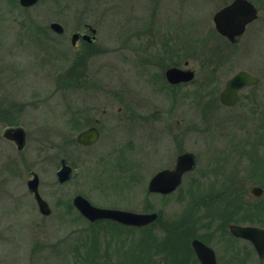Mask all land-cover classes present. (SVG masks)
I'll use <instances>...</instances> for the list:
<instances>
[{
  "label": "rangeland",
  "instance_id": "374dc122",
  "mask_svg": "<svg viewBox=\"0 0 264 264\" xmlns=\"http://www.w3.org/2000/svg\"><path fill=\"white\" fill-rule=\"evenodd\" d=\"M256 1L261 12L249 43L244 37L220 48L212 16L222 0H40L31 7L0 0V264H200L194 237L217 251L218 264H235L227 220L237 205L234 194L219 192L214 175L235 158L243 171L246 157L264 167V109L235 113L206 98L193 101V87L172 88L165 70L226 57L217 74L251 69L262 79L250 89L261 101L264 0ZM53 21L65 32H54ZM87 25L97 39L72 45L70 33L89 31ZM76 117L84 128L100 119L95 144L78 145ZM15 124L28 134L22 151L3 138ZM184 151L196 154L197 166L181 187L149 192L152 175ZM62 157L74 173L61 184ZM30 171L40 176L50 215L40 213L28 190ZM76 194L97 206L158 216L141 227L92 223L72 204ZM248 199L241 201L260 204L264 195Z\"/></svg>",
  "mask_w": 264,
  "mask_h": 264
},
{
  "label": "water",
  "instance_id": "95a60500",
  "mask_svg": "<svg viewBox=\"0 0 264 264\" xmlns=\"http://www.w3.org/2000/svg\"><path fill=\"white\" fill-rule=\"evenodd\" d=\"M40 0H19L23 7H31ZM257 17V9L247 0H235L232 4L219 11L214 19L218 31L233 39L236 35L244 32L247 23ZM50 28L57 33L64 32V27L59 22L50 23ZM91 34L87 32L71 33L72 44L75 46L79 38L87 42H94L96 39V28L89 25ZM194 73L191 70L178 67H171L166 71V78L172 84L187 82L193 78ZM257 77L250 75L245 71L236 74L227 84V88L222 95L223 102H233L237 91L247 84L256 83ZM6 138L16 141L18 148L24 147L26 142V132L22 127L8 128L4 132ZM99 138V130L91 127L79 133L77 141L83 145H90ZM195 155L191 152L184 153L178 157L177 165L174 169H164L157 172L149 181L148 189L153 193L168 194L173 192L182 182L183 174L192 170L195 166ZM33 178L27 181L28 188L34 193L39 211L43 215L51 214L49 203L41 196L39 191L40 178L38 173L33 172ZM73 176V168L68 164L66 158L61 159V168L57 171L58 181L65 183ZM260 191L257 187L253 192ZM74 205L80 213L90 222L101 219L114 220L119 223L131 226H144L152 223L158 216L156 212H135L130 210L103 208L93 205L83 195L75 196ZM231 232L236 236H242L253 240L259 253L264 255V229L255 226H242L232 224ZM263 236V237H262ZM192 246L198 256L201 264H217L214 250L198 238L192 240Z\"/></svg>",
  "mask_w": 264,
  "mask_h": 264
},
{
  "label": "flooded vegetation",
  "instance_id": "af4514ba",
  "mask_svg": "<svg viewBox=\"0 0 264 264\" xmlns=\"http://www.w3.org/2000/svg\"><path fill=\"white\" fill-rule=\"evenodd\" d=\"M233 1L234 0H222L218 9L213 14V16H212V24H213L212 28L215 32H217V29H216V25L214 22V15L216 14V12H218L222 8L228 6ZM249 1L251 3H253V5L257 8L258 17H259V14L261 12L260 5L258 4V2L256 0H249ZM258 17H257V19H258ZM253 22H251V23H253ZM251 23L247 24L243 34L236 36L234 40L229 39L226 36H222L217 32L221 38V40L219 41V44H218L219 47L221 46L220 48H223V47H233V46L240 45L242 43L244 37L246 39L245 45H247L249 43V41H248V38L246 37V34L248 33V31L251 27L250 26ZM209 28H210V26H209ZM84 31H85V29L82 32H84ZM80 40H82V39H79L78 43L80 42ZM226 60H227L226 57L218 59L216 61H212L210 59L203 60L202 64L199 66V68H197L194 65H190V62L187 60L184 62L183 68H188L189 70H191L194 73L193 78L187 82H180L178 84H170V85H172V88L182 87L183 85L184 86L187 85L188 87H193V90L191 91V93H192L191 97H192L193 101H195L196 99H201V98H206L208 101L212 100V103H214V106L217 107V109L220 111H230V112H235V113L238 111L239 112L246 111L249 113V112H252L254 109H255V111L258 110L260 108V106H261V108L264 109V96L262 97V100L260 101L258 99V96H259L258 93L254 94V92L250 90L252 87L258 85L262 81V79L257 74H254V71H252L251 69H248V68L240 69L230 76H229L228 72L225 70L223 76L220 77V75H218L217 72L219 71V69H222L223 67L227 66V64L225 62ZM215 62L217 63L218 67H212L214 65L213 63H215ZM241 70L247 71L251 75L258 77V81L256 83H253V84H247V85L243 86L242 88H240L237 91L233 102H231V103L230 102H223L222 101V95L225 92V89L227 88V84H228L229 80ZM194 95H196L195 96L196 98L194 97ZM103 113H107V108H105L103 110ZM82 119H83L82 117H76L72 120V122H74V124H77V125L80 124L81 126H78V127L81 130H86V129H89L91 127H96L99 130V138H100V134H101V132H100V129H101L100 119H95V121L88 120V121H90V124H88V126L86 128H84L82 126V123H81V122H83ZM229 122H231V120L225 121L226 124H224L223 128L224 127L226 128L227 125L229 124ZM235 124H236V122H235ZM17 127H22L25 129V127L20 125V124L19 125L15 124V125L9 126L8 128H17ZM8 128H6L5 130H7ZM4 132H3L4 140H8L12 146L13 145L16 146L18 151H22L25 149L26 144H27V137H28L26 129H25L26 142H25L24 147L21 149L18 148L16 141L9 139V138H6L4 136ZM95 143H93V144H95ZM93 144H90V145L78 144V145L81 147H89ZM187 152H191V151H187ZM182 153H185V151L181 152L180 154H182ZM178 156L176 157L174 165L171 168H165V169H174L177 165ZM238 159L239 158H235L233 160L234 165L229 170L225 169L228 167H225L224 164H221L220 166H218L220 168L218 170V173L216 175H214V177H216L218 179L217 182L219 183V185H216V187L218 188L219 192H224V193L228 192V193L234 194L233 197L235 198V205H237V207H235V209H236L234 212L235 216L233 218L229 217V219H228V221L231 222L229 224V226L231 224L236 223V224H241V225H251V226H255V227H259V228L264 229V225L255 224L257 222H259V223L264 222V200L260 204L249 203V202H248V204L247 203L245 204V203H242V201H241L244 194H247L249 199L254 198L255 200H259L257 198H261L264 195V169H263V166L261 167V164L254 165L252 162V161H254V159L252 157H246V159H244L242 161L244 163V167L247 170L243 171L241 169L242 162L241 161L239 162ZM195 160H196V164H195L194 168L190 171H193L197 166L196 154H195ZM226 160H224V162H226ZM256 161H259V160H256ZM224 162H222V163H224ZM229 166H230V164H229ZM73 170H74V168H73ZM190 171H187L183 174L182 182L176 188V190L181 187V185L183 184V180H184L186 173H188ZM33 172H36V171H30L29 174L33 173ZM247 182H248V185H246ZM255 187H257L260 191L256 190L257 192H253V188H255ZM211 189L215 190L216 188L213 187ZM39 190H40V186H39ZM218 190H215V191H218ZM249 195L251 196V198L249 197ZM245 207H247V208H245ZM243 209H246L244 218L245 219L248 218L249 221H244V222L241 221V215H242ZM249 216L251 218H249ZM216 219H221V218L219 217ZM228 233H230V235L235 239L234 241L230 240L229 242L235 243L237 245V247L235 248L233 245H231L228 242L230 244V245H228V250L234 249L236 252V255L234 257L235 264L236 263L237 264H246V263L248 264V262H249V264H264V255H261L259 253L258 246L253 240H251L249 238L242 237V236H236V235L232 234L230 230L228 231ZM240 242L242 244H240ZM205 244H207L209 247H211L214 250L216 261H217V255H216L217 251H215V249L211 245H209L208 243H205ZM240 246L242 247V250L244 251V253L242 251L238 250V248ZM195 256H196V254H195ZM196 260L199 261L197 256H196ZM199 263L201 264L200 261H199ZM217 264H218V262H217Z\"/></svg>",
  "mask_w": 264,
  "mask_h": 264
},
{
  "label": "trees",
  "instance_id": "16d2710c",
  "mask_svg": "<svg viewBox=\"0 0 264 264\" xmlns=\"http://www.w3.org/2000/svg\"><path fill=\"white\" fill-rule=\"evenodd\" d=\"M227 222H229L228 220H227ZM164 251V250H163Z\"/></svg>",
  "mask_w": 264,
  "mask_h": 264
}]
</instances>
